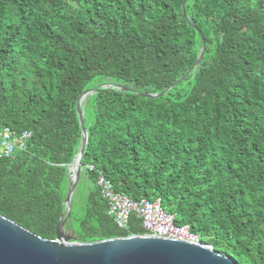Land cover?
I'll return each mask as SVG.
<instances>
[{"label": "trees", "instance_id": "1", "mask_svg": "<svg viewBox=\"0 0 264 264\" xmlns=\"http://www.w3.org/2000/svg\"><path fill=\"white\" fill-rule=\"evenodd\" d=\"M184 1L0 0V128L32 132L0 158L1 214L56 238L82 146L77 102L98 87L83 101L73 240L145 232L108 214L102 172L135 200L161 197L177 226L238 264H264V0H186V16ZM203 38L201 63L164 92Z\"/></svg>", "mask_w": 264, "mask_h": 264}, {"label": "water", "instance_id": "2", "mask_svg": "<svg viewBox=\"0 0 264 264\" xmlns=\"http://www.w3.org/2000/svg\"><path fill=\"white\" fill-rule=\"evenodd\" d=\"M205 51L206 40L203 38L202 53L195 65L164 92L186 79L201 63ZM98 89L84 91L77 102L82 146L69 168L70 186L64 201L66 211L58 221L56 238H43L0 213V264H238L230 255L216 251L210 244L186 239L134 234L88 243L68 240L73 239L74 232L66 230V223L71 217L72 199L81 179L82 159L89 140L83 101ZM122 89L127 90L126 87Z\"/></svg>", "mask_w": 264, "mask_h": 264}, {"label": "built area", "instance_id": "3", "mask_svg": "<svg viewBox=\"0 0 264 264\" xmlns=\"http://www.w3.org/2000/svg\"><path fill=\"white\" fill-rule=\"evenodd\" d=\"M31 136L32 132L29 130L18 133L8 127L0 128V158H13L18 150H26ZM87 169L97 170L94 165H88ZM96 184L107 202L108 214L120 228L127 229L130 218L135 215L142 221L145 231L143 234L200 241L188 225L177 226L174 223V215L164 209L161 197L135 200L115 191L112 181L102 172L99 173Z\"/></svg>", "mask_w": 264, "mask_h": 264}, {"label": "rangeland", "instance_id": "4", "mask_svg": "<svg viewBox=\"0 0 264 264\" xmlns=\"http://www.w3.org/2000/svg\"><path fill=\"white\" fill-rule=\"evenodd\" d=\"M85 179H86V181H87V177L85 176ZM87 182H89V181H87ZM90 183V185L92 184L91 182H89ZM89 183H86V187L84 188V194H86L87 192H88V187H90V185H89ZM66 230H69V229H66ZM69 241H74L73 239H68ZM67 240V241H68Z\"/></svg>", "mask_w": 264, "mask_h": 264}]
</instances>
